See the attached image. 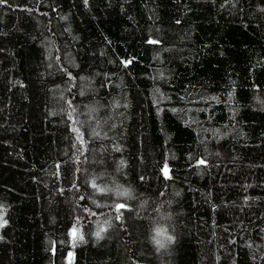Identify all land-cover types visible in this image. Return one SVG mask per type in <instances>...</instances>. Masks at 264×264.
I'll list each match as a JSON object with an SVG mask.
<instances>
[{"label":"trees","instance_id":"16d2710c","mask_svg":"<svg viewBox=\"0 0 264 264\" xmlns=\"http://www.w3.org/2000/svg\"><path fill=\"white\" fill-rule=\"evenodd\" d=\"M0 215V264H264V0L0 4Z\"/></svg>","mask_w":264,"mask_h":264},{"label":"snow or ice","instance_id":"6c2138e0","mask_svg":"<svg viewBox=\"0 0 264 264\" xmlns=\"http://www.w3.org/2000/svg\"><path fill=\"white\" fill-rule=\"evenodd\" d=\"M6 2H7V0H0V4H4ZM150 42L155 43V41H150ZM124 63H125V65H127L128 63H130V61H125ZM198 163L203 164V163H205V161L200 160V161H198ZM167 171H168L167 165H165V168H164L165 175H167ZM6 223H7V221L3 219L2 215H0V227H3L4 224H6Z\"/></svg>","mask_w":264,"mask_h":264}]
</instances>
